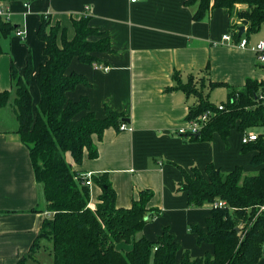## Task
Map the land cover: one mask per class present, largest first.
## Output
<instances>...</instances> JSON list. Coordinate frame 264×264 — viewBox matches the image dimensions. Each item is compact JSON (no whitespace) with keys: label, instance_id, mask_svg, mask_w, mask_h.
<instances>
[{"label":"crops","instance_id":"1","mask_svg":"<svg viewBox=\"0 0 264 264\" xmlns=\"http://www.w3.org/2000/svg\"><path fill=\"white\" fill-rule=\"evenodd\" d=\"M185 1L32 0L29 6L23 0L1 2L0 8H9L10 21L26 36L23 39L13 33L2 40L0 92L12 90V64L22 73L31 54L36 73L46 61L44 45L37 35L43 16H49L53 24L59 23L68 39L73 40V20L87 14L90 25L110 39L113 51L96 54L109 70H97L74 59L67 73L86 77L90 85H78L68 98L77 102L87 97L98 119L106 118L109 107L130 122H123L128 126L125 130L108 128L101 140L95 137L99 155L94 160L86 152L80 166L72 158L69 162L79 173L106 175L117 194L118 208L131 207L140 191H152L154 197L148 206L161 214L145 226L138 238L156 242L168 229L181 248L197 259L215 252L210 244L199 245L192 232L194 227L207 229L212 206H189L188 194L179 190L184 180L182 169L204 170L214 163L224 174L243 167L246 174L255 175L260 168L251 166L255 153H243L242 133L233 132L227 143L217 134L211 142H195L176 133L187 124L190 109L199 103L197 97L173 89L174 79L181 74L185 83L193 78L201 83L207 80L224 84L206 89L205 95L211 103L212 92L226 89L227 98L232 89H240L248 79L264 81V63L253 50L264 40L252 42L245 36L248 47H236L239 41L234 37L227 9L212 10L204 20L196 21L197 6L186 7ZM239 9L246 6L240 5ZM226 34L232 35L230 42L222 41ZM30 91L38 103L35 82ZM11 94V102L0 110V264H16L27 255L43 221L50 218L29 149L16 134L19 124L13 109L15 94ZM7 116L14 124L12 130L5 127ZM90 190V208L95 210L102 190L96 183ZM50 248L51 244L43 241L36 259L26 264H43L44 257L52 259ZM119 248L127 252L131 245ZM259 264H264V257Z\"/></svg>","mask_w":264,"mask_h":264},{"label":"trees","instance_id":"2","mask_svg":"<svg viewBox=\"0 0 264 264\" xmlns=\"http://www.w3.org/2000/svg\"><path fill=\"white\" fill-rule=\"evenodd\" d=\"M16 0H0L15 2ZM24 1V0H23ZM28 4L32 0H25ZM246 9H239V6ZM186 7L197 6L196 21H202L215 9H227L232 17L231 28L236 42L264 28V0H186ZM38 37L43 43L46 61L35 73L29 54L26 67L19 73L12 64L11 92H0V110L11 102L15 94V109L19 127L16 134L28 147L36 181L43 187L47 211L51 217L42 223L41 232L34 244L16 264H26L36 259L43 241L51 244L49 249L54 264H259L264 257V133L256 142L243 144V153H255L251 166L260 168L255 175H248L243 167L224 174L214 163L204 170L182 169L184 177L179 185L188 194V204L193 208L212 206L207 219V229L192 228L198 244L213 246V255L193 259L190 251H184L168 229L156 242L138 234L161 213L149 208L154 197L150 190L140 191L131 207L118 208L116 195L107 176L92 177L102 193L95 210L90 208V187L87 178L67 161L68 154L76 166H80L86 152L91 160L99 155L95 137L102 139L108 128L119 130L126 116L106 108V118L98 119L87 97L77 102L69 100L68 94L78 85L89 86L86 77L68 74L74 59L95 66L100 64L96 54L112 52L109 37L90 25L91 18L73 20L76 36L69 40L66 30L59 23L53 24L49 16L42 17ZM240 24H237V23ZM247 22L245 33L240 27ZM11 21L0 19V57L3 55L2 40L17 32ZM207 72V71H206ZM35 73V75H34ZM176 91L188 97L198 98L188 120L215 108L210 103L209 91L224 84L190 78L183 82L181 74L175 76ZM35 82L39 100L35 103L31 85ZM264 81L248 79L240 89H232L225 102V111L217 114L202 134L192 140L211 142L219 135L225 143L233 132L242 133L264 130ZM242 142V139H241ZM217 202L227 206L213 207ZM131 245L127 252L119 248ZM182 253L181 257L179 256Z\"/></svg>","mask_w":264,"mask_h":264},{"label":"built area","instance_id":"3","mask_svg":"<svg viewBox=\"0 0 264 264\" xmlns=\"http://www.w3.org/2000/svg\"><path fill=\"white\" fill-rule=\"evenodd\" d=\"M130 2L134 3L138 0H129ZM24 4L29 6L28 3L24 0ZM10 10L7 6H2L0 8V19L5 20L10 22ZM85 17H87V14H85ZM18 37H21L23 39H25V31L23 29H18L16 34ZM232 40V35L231 34H226L223 36L222 41L223 42H230ZM236 47H240V48H246L248 47V42L246 39H242L238 42V44H236ZM253 50L255 51L258 60L261 63H264V41H260V43L255 46L253 48ZM97 70H103V71H107L109 70V67L104 66L102 64H96L94 66ZM261 99L264 100V96L261 95ZM225 111V106L223 104H218L215 106V108L203 112L199 115H197L194 119L188 120L187 124L185 126H182L181 128H179L177 130L176 133H178V135L186 140H192L194 137L197 136L198 133L202 134V130L204 127H206V125H208V123L211 122L212 119L216 118L217 114L220 112H224ZM128 126L127 124H123V126L121 127L122 130L127 129ZM259 137V133L257 131H249L247 133H245L242 137V143L243 144H248V143H253L256 142V140ZM83 177H86L87 182L86 185L89 186L90 188L93 187V180L92 179V175L91 174H84ZM227 206L224 202H217L213 205V207H220L223 208ZM261 210H264V206L261 208ZM51 213L49 214V217H51Z\"/></svg>","mask_w":264,"mask_h":264},{"label":"rangeland","instance_id":"4","mask_svg":"<svg viewBox=\"0 0 264 264\" xmlns=\"http://www.w3.org/2000/svg\"><path fill=\"white\" fill-rule=\"evenodd\" d=\"M250 40L252 41V42H254V41H257V43H259V41L260 40H264V28L261 30V31H259V32H255V33H253V34H251L250 36ZM264 67V66H263ZM263 73H264V70L262 69L261 70ZM226 89H218V90H215L214 92H212V96H211V101L214 103V104H216V105H218V104H221V103H223V102H225V99H226ZM226 94V95H225ZM12 104V103H11ZM10 104V105H11ZM4 113V112H3ZM6 115V111H5V113L3 114V116H5ZM6 117V116H5ZM9 118H11L10 116H7V120L8 121H6L7 122V125L5 126L7 129H9V130H12L13 129V126H14V124H13V122H12V119H9ZM4 127V128H5ZM254 131H257L258 133H264V130H262V129H258V130H254ZM66 158H67V161L69 162V161H71V157L67 154L66 155ZM48 255V254H47ZM52 258V257H51ZM51 260V261H50ZM53 262H54V260H53V258L52 259H48L47 257H44V261H43V264H53Z\"/></svg>","mask_w":264,"mask_h":264},{"label":"water","instance_id":"5","mask_svg":"<svg viewBox=\"0 0 264 264\" xmlns=\"http://www.w3.org/2000/svg\"><path fill=\"white\" fill-rule=\"evenodd\" d=\"M246 25H247V22H245L244 25L240 27V28H241V29H240V36H242V35L245 33V31H246L245 26H246ZM124 121L127 122V123L130 122V121L127 120V119H124ZM200 135H201V133H198L196 137H198V136H200Z\"/></svg>","mask_w":264,"mask_h":264}]
</instances>
